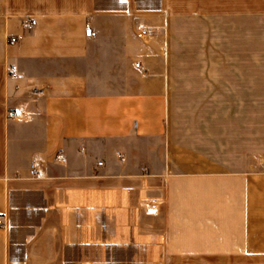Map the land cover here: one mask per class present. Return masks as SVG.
Masks as SVG:
<instances>
[{
	"label": "crops",
	"instance_id": "1",
	"mask_svg": "<svg viewBox=\"0 0 264 264\" xmlns=\"http://www.w3.org/2000/svg\"><path fill=\"white\" fill-rule=\"evenodd\" d=\"M212 18L231 41L264 0H0V264H264V161L172 143L173 42Z\"/></svg>",
	"mask_w": 264,
	"mask_h": 264
},
{
	"label": "rangeland",
	"instance_id": "2",
	"mask_svg": "<svg viewBox=\"0 0 264 264\" xmlns=\"http://www.w3.org/2000/svg\"><path fill=\"white\" fill-rule=\"evenodd\" d=\"M176 35L172 143L187 171L264 161V24L231 41L225 18L180 25Z\"/></svg>",
	"mask_w": 264,
	"mask_h": 264
},
{
	"label": "built area",
	"instance_id": "3",
	"mask_svg": "<svg viewBox=\"0 0 264 264\" xmlns=\"http://www.w3.org/2000/svg\"><path fill=\"white\" fill-rule=\"evenodd\" d=\"M35 25H36V22H35L34 20L29 21L28 24H27L28 27H33V26H35ZM142 34H143V35H146V31L143 30V31H142ZM85 35H86V37L89 38V39H94V38L97 37L98 33L95 31V29L93 28L92 25L88 24V25L86 26ZM22 39H23L22 36H14V37H11V38L9 39V44H10V45H16V44H18L20 41H22ZM136 68H138V69L141 68L140 63H137V64H136ZM9 71H10V76H11V77H13V78H17V77H18V73L16 72V70H15L14 68H10ZM10 117H11V118H17L18 115H17V113H16V114H11ZM58 161H60V162H64V158L59 157V158H58ZM99 166H102V163H99ZM37 174H38V170L36 169L35 166H32V169H31V175L35 176V175H37ZM3 227H5L4 217L0 216V228H3Z\"/></svg>",
	"mask_w": 264,
	"mask_h": 264
}]
</instances>
